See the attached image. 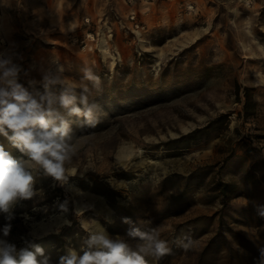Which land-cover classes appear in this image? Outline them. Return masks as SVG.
Segmentation results:
<instances>
[{"label": "rangeland", "instance_id": "374dc122", "mask_svg": "<svg viewBox=\"0 0 264 264\" xmlns=\"http://www.w3.org/2000/svg\"><path fill=\"white\" fill-rule=\"evenodd\" d=\"M9 47L23 56L22 83L56 61L102 112L95 126L75 118L76 175L61 186L35 173L37 195L15 206L7 240L58 264L87 230L157 228L172 249L159 264H264V0H0ZM0 145L26 159L2 135Z\"/></svg>", "mask_w": 264, "mask_h": 264}, {"label": "clouds", "instance_id": "9594fccd", "mask_svg": "<svg viewBox=\"0 0 264 264\" xmlns=\"http://www.w3.org/2000/svg\"><path fill=\"white\" fill-rule=\"evenodd\" d=\"M22 60V54L13 47L0 50V135L26 156L25 160H18L0 145V215L5 220L0 226V264H50L40 245L26 240L25 246L18 248L6 239L15 218L13 209L37 195L34 185L38 171L53 177L61 186L76 175L67 167L76 155L72 123L75 118H82V125L95 126L102 105L89 99L88 84H67L64 68L56 61L55 67L41 70L40 80L22 83V75H28ZM82 73L84 81L101 90L100 77L90 67H84ZM56 85L60 86L59 93L52 90ZM60 208L67 212L68 201ZM123 222L132 224L129 217H124ZM87 233L81 248L67 247L58 264H149L147 258L159 264L172 250L157 228L141 230L133 226L125 236H114L101 226ZM176 243L184 250L192 246L190 237Z\"/></svg>", "mask_w": 264, "mask_h": 264}, {"label": "trees", "instance_id": "16d2710c", "mask_svg": "<svg viewBox=\"0 0 264 264\" xmlns=\"http://www.w3.org/2000/svg\"><path fill=\"white\" fill-rule=\"evenodd\" d=\"M239 87V85H238ZM246 102L244 104V108L246 110V112L248 111L249 107H251V94H250V90L249 88H246ZM229 189V186L228 185H225V188H224V191L228 190ZM232 189V188H231Z\"/></svg>", "mask_w": 264, "mask_h": 264}, {"label": "bare ground", "instance_id": "6f19581e", "mask_svg": "<svg viewBox=\"0 0 264 264\" xmlns=\"http://www.w3.org/2000/svg\"><path fill=\"white\" fill-rule=\"evenodd\" d=\"M60 223H61V220H58L57 218H55L51 222L47 224H43L44 231L48 232L49 230L56 228V226H58Z\"/></svg>", "mask_w": 264, "mask_h": 264}, {"label": "crops", "instance_id": "0c3cea01", "mask_svg": "<svg viewBox=\"0 0 264 264\" xmlns=\"http://www.w3.org/2000/svg\"><path fill=\"white\" fill-rule=\"evenodd\" d=\"M2 14H5V13H4V10H2Z\"/></svg>", "mask_w": 264, "mask_h": 264}]
</instances>
